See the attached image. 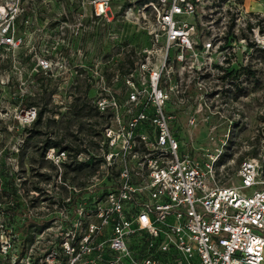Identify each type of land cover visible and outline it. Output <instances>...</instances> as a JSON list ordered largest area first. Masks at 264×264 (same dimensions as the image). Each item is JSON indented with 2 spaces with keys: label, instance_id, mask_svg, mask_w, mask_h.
<instances>
[{
  "label": "built area",
  "instance_id": "obj_1",
  "mask_svg": "<svg viewBox=\"0 0 264 264\" xmlns=\"http://www.w3.org/2000/svg\"><path fill=\"white\" fill-rule=\"evenodd\" d=\"M2 87L55 193L0 264H264V0H0Z\"/></svg>",
  "mask_w": 264,
  "mask_h": 264
},
{
  "label": "rangeland",
  "instance_id": "obj_2",
  "mask_svg": "<svg viewBox=\"0 0 264 264\" xmlns=\"http://www.w3.org/2000/svg\"><path fill=\"white\" fill-rule=\"evenodd\" d=\"M16 91L17 89L12 87L0 88V194L8 193V196L2 195L0 201L5 200L6 197L17 199L28 209L29 214L25 217L14 215L7 222V214L2 212L0 213V222L8 223V229L4 231L5 234H9V229H11L14 234L18 235V228L24 219L31 220V224L23 237L26 240L37 241L39 232L44 227L40 220L43 196L55 193V166L44 158L43 160L39 158L38 152L40 151V142L43 140V126L40 122H33L30 125L25 120L24 113H20L23 111V102L21 103L19 99L14 97L17 94L12 95ZM34 92L37 94V89ZM34 98H36V106L40 107L44 98L39 94ZM260 123L259 118L252 114V117L247 120L248 126L241 131V137L238 138V141L237 137H229L228 144L230 145L235 139L238 144L242 141H248L252 133L255 134L257 141L259 136L255 132L259 129ZM49 124L54 130L55 122H49ZM199 131L202 132L200 128L194 131L196 134L195 147H199L201 144L207 145L205 136ZM28 135L27 141H24ZM185 140L188 141V137H185ZM233 143L235 144V142ZM11 180L12 182H10ZM0 207V210H3L6 204L1 202ZM0 234H2L1 231Z\"/></svg>",
  "mask_w": 264,
  "mask_h": 264
},
{
  "label": "trees",
  "instance_id": "obj_3",
  "mask_svg": "<svg viewBox=\"0 0 264 264\" xmlns=\"http://www.w3.org/2000/svg\"><path fill=\"white\" fill-rule=\"evenodd\" d=\"M24 105H26V104H24ZM36 123H39V120H36L35 121ZM27 131H30V130H27ZM28 137H29V135L28 136H26V138L24 139V141L26 140L27 141V139H28ZM38 156H39V158L41 159V160H43V157H44V150H40L39 152H38ZM10 182H12V180L10 181ZM9 182V183H10ZM34 189H37V188H34ZM11 190H13V189H11ZM4 194H0V197H2V195H6V196H8V193H6V192H3ZM11 194V193H10ZM2 200V199H1ZM1 202H3V203H5L6 204V207L5 208H3V210H0L1 212H12L13 214H15V215H22L23 214V212L26 210V207L25 206H23V204H22V202H20V201H18L17 199H11V201H9V198H7L6 197V199L5 200H3V201H0V203ZM1 208V207H0ZM31 224V220H25V221H23L22 222V225L20 226V228H18V230H19V232L20 233H22L23 235H25L26 234V232H27V230H28V227H29V225Z\"/></svg>",
  "mask_w": 264,
  "mask_h": 264
}]
</instances>
